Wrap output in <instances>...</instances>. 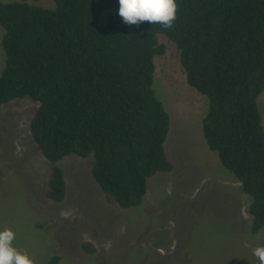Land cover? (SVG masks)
Returning <instances> with one entry per match:
<instances>
[{"label":"trees","instance_id":"16d2710c","mask_svg":"<svg viewBox=\"0 0 264 264\" xmlns=\"http://www.w3.org/2000/svg\"><path fill=\"white\" fill-rule=\"evenodd\" d=\"M27 1H0V106L38 103L29 129L54 165L48 200L65 199L55 164L70 155L92 157L93 179L122 209L142 203L150 178L172 172L170 117L153 88L164 36L179 51L187 83L208 102V149L251 198L250 232L264 228V0H175L171 28L126 25L117 0H53V9ZM82 249L95 251L89 243Z\"/></svg>","mask_w":264,"mask_h":264},{"label":"rangeland","instance_id":"374dc122","mask_svg":"<svg viewBox=\"0 0 264 264\" xmlns=\"http://www.w3.org/2000/svg\"><path fill=\"white\" fill-rule=\"evenodd\" d=\"M27 2L54 8L53 0ZM2 35L0 27V73ZM158 41L165 52L154 58L153 88L170 117L165 152L173 170L148 180L137 207L117 206L93 179L92 157L75 155L55 164L64 174L65 199L48 200L54 165L29 129L38 103L24 98L0 106V230H12L13 246L34 264L53 257L55 264H259L252 252L264 246V228L250 232V196L205 143L208 102L187 83L176 47L164 36ZM258 108L264 128V92Z\"/></svg>","mask_w":264,"mask_h":264},{"label":"clouds","instance_id":"9594fccd","mask_svg":"<svg viewBox=\"0 0 264 264\" xmlns=\"http://www.w3.org/2000/svg\"><path fill=\"white\" fill-rule=\"evenodd\" d=\"M118 15L126 25H137L144 21L171 28L176 19L177 4L175 0H117ZM68 213L61 212L67 217ZM15 233L10 229L0 230V264H34L25 253L13 246ZM252 255L264 264V246L253 250Z\"/></svg>","mask_w":264,"mask_h":264}]
</instances>
